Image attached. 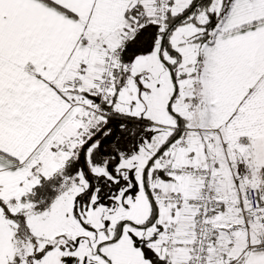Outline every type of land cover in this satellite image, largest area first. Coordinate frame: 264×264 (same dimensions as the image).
I'll return each instance as SVG.
<instances>
[{
	"label": "snow or ice",
	"instance_id": "snow-or-ice-1",
	"mask_svg": "<svg viewBox=\"0 0 264 264\" xmlns=\"http://www.w3.org/2000/svg\"><path fill=\"white\" fill-rule=\"evenodd\" d=\"M0 264H264V0H0Z\"/></svg>",
	"mask_w": 264,
	"mask_h": 264
}]
</instances>
